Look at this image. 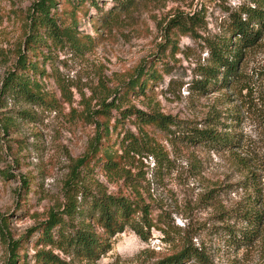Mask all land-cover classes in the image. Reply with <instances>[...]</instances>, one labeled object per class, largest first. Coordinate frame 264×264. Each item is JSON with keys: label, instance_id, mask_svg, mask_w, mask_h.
<instances>
[{"label": "rangeland", "instance_id": "1", "mask_svg": "<svg viewBox=\"0 0 264 264\" xmlns=\"http://www.w3.org/2000/svg\"><path fill=\"white\" fill-rule=\"evenodd\" d=\"M39 1L0 0V264L8 263L10 241L24 239L51 213H63L76 162L93 149L108 150L122 163L116 171L78 168L80 184L94 195L125 196L149 207L147 239L126 227L110 239L108 253L88 263L35 243L34 235L22 243L21 261L35 264V255L44 251L64 264H156L189 244L211 264H264V30L244 53L237 80L207 95L195 89L200 67L208 65L203 38L223 35L229 16L251 0H135L124 11L113 9L111 0H96L97 8L87 3L74 13L57 0L52 14L59 17L58 27H70L83 40L76 48L42 39L45 47L34 56L27 54L26 39ZM196 15L202 18L197 35L176 27L184 26L179 18L188 25ZM37 34L44 38L43 31ZM19 52L37 58L46 72L38 84L51 105L3 93ZM157 62L162 78L147 97L120 100V89L138 68ZM112 102L118 107L103 118ZM128 108L198 129L212 121L225 124L214 128L237 134L238 147L191 146L181 135L161 134L121 114ZM251 205L262 214L259 233L249 244L233 243L230 229H252L239 217Z\"/></svg>", "mask_w": 264, "mask_h": 264}, {"label": "trees", "instance_id": "2", "mask_svg": "<svg viewBox=\"0 0 264 264\" xmlns=\"http://www.w3.org/2000/svg\"><path fill=\"white\" fill-rule=\"evenodd\" d=\"M72 12L82 10L83 5L89 3L90 7L97 8L96 0H64ZM114 8L124 11L134 5L135 0H111ZM57 0H40L33 5V14L30 15L29 29L31 34L26 39V50L37 56L38 49L45 44L42 39L53 41L57 45L66 42L80 47L83 39L74 35L70 27H58L59 17L52 14L56 8ZM198 15L188 20V25L179 18L177 21L184 26L183 34L197 35L196 27L201 26ZM264 30V0H251V4L240 5L229 16L226 32L220 36L203 38L207 49L208 65L200 67L201 80L195 83V89L200 95H207L213 91H221L228 87L231 81L237 80L239 65L243 62L246 51L253 48L262 37ZM43 31L44 38H39L37 32ZM40 47V48H39ZM26 53L19 52L13 72H9L3 83V93L18 97L26 103L51 105V96L41 91L39 82L46 72L39 68L37 58H30ZM159 62L139 67L135 75L130 78L120 92V100L126 101L131 96L135 98L147 97L152 85L161 80L158 70ZM103 104H106L105 102ZM118 107L114 102L103 111V118L109 115L110 108ZM121 114H127L136 119L141 126L152 128L169 136L181 135L185 143L191 146H203L212 151L229 150L238 147L239 141L234 138L237 134H228L214 128L225 124L211 122L212 126L198 129L192 123L178 120L172 116H165L158 112L145 113L134 108H128ZM108 118V117H107ZM106 129V128H105ZM129 138V137H128ZM126 139V138H125ZM135 148H132L134 151ZM154 155L153 153H151ZM122 163L120 156L108 150L96 151L77 160L73 175L68 185L65 209L62 214L53 212L48 220L28 231V235L18 241H10L8 245L9 258L7 264H27L21 261L18 252L24 250L22 243L36 235V242L42 245H51L65 254L71 255L88 263H94L111 249L110 239L122 233L126 227L130 228L139 238L146 240L144 227L150 228L151 222L149 207L140 205L125 196L94 195L90 190L80 184L76 176L77 169L84 167L90 171L103 169L116 171ZM78 196L82 201L77 202ZM87 201V202H86ZM83 204L87 207L84 208ZM252 205L240 211V221L252 229L248 232L231 230L226 232L233 243L249 244L256 238L262 224V214L251 209ZM141 214L140 219H138ZM65 216V217H64ZM77 219V220H76ZM147 231V230H146ZM4 233V232H3ZM35 264H64L52 252L39 251L35 255ZM197 261L199 264H211L201 249L186 244L178 253L166 257L156 264H186Z\"/></svg>", "mask_w": 264, "mask_h": 264}]
</instances>
